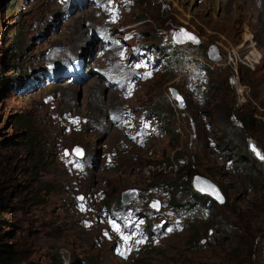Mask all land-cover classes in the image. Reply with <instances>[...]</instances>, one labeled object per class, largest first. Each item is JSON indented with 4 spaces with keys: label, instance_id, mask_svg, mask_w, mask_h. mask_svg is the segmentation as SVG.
<instances>
[{
    "label": "rangeland",
    "instance_id": "1",
    "mask_svg": "<svg viewBox=\"0 0 264 264\" xmlns=\"http://www.w3.org/2000/svg\"><path fill=\"white\" fill-rule=\"evenodd\" d=\"M217 1L0 0V238L23 256L16 264H264V166L246 153L251 138L264 155V26L242 0ZM181 26L199 42L174 43ZM106 27L117 46L98 48L92 30ZM91 37L85 81L47 86L68 59L58 55L81 53ZM139 47L150 63L133 61ZM120 60L141 74L132 93L98 73H128ZM74 144L84 156L64 157ZM234 151L244 163L228 160ZM197 175L222 203L184 208Z\"/></svg>",
    "mask_w": 264,
    "mask_h": 264
},
{
    "label": "water",
    "instance_id": "2",
    "mask_svg": "<svg viewBox=\"0 0 264 264\" xmlns=\"http://www.w3.org/2000/svg\"><path fill=\"white\" fill-rule=\"evenodd\" d=\"M187 35V36H186ZM173 40L177 43H182L186 41H191L194 43H198L199 39L196 34L186 30L184 27H181L179 30H176L173 32ZM209 54L210 58L212 60H218L221 58V55L218 53L217 48L214 46L210 47V49L207 51ZM171 95L174 97V99L177 101L178 106L184 107L185 104V99L182 96V94L176 89V88H171ZM79 150V151H77ZM255 155L259 158L262 159V155L259 153V151L255 148ZM64 156L68 157L70 155L75 156L76 158H81L84 156L85 150L83 146L74 144L72 146H66L63 149ZM259 153V154H258ZM264 165V163H263ZM193 186L194 188L202 194H206L213 198L216 202L222 203L224 201V196L219 188V186L211 181L210 179L203 177L201 175H197L194 180H193ZM154 186L150 188L152 190ZM137 189L132 188V189H126L122 193V200L125 201V203L129 202L132 198H134L137 195ZM77 197H83L82 194H78ZM81 200V199H79ZM151 207L155 209L160 208V201L159 199L155 198L150 201Z\"/></svg>",
    "mask_w": 264,
    "mask_h": 264
},
{
    "label": "trees",
    "instance_id": "3",
    "mask_svg": "<svg viewBox=\"0 0 264 264\" xmlns=\"http://www.w3.org/2000/svg\"><path fill=\"white\" fill-rule=\"evenodd\" d=\"M18 49L20 51V50H22V47H19ZM29 126H30V124H29ZM30 131L32 132V130H30ZM34 137H35L34 135L33 136L29 135L27 137L28 142L31 143L30 146H28V148H29L28 153H32V149L34 147H35V149H38L35 142L32 141V139ZM39 143H40V141H39ZM27 145H28V143H27ZM39 146H40L39 147V152H40L41 145H39ZM39 152H37V153H39ZM189 188H190V186H189ZM191 192L194 194V197L196 199V202H197L196 205H198V206L200 205L203 208H205L207 202H208V204L214 205L215 200L213 198H211L210 196L199 193V192H195L192 190L190 191V193ZM196 202L190 201V202H187L188 204H183V205L186 207V209H191L193 207L192 204L196 203ZM173 205L175 206V203ZM1 219L2 218H0V220ZM149 222L152 224V221H149ZM151 224H147V226H146L147 231H145V234L148 233L150 235V232L154 231V228H152ZM195 233L196 232H194L193 234H195ZM193 240H195V238H193ZM239 245L240 244H238V242L237 243L235 242L234 245L232 243L233 247H231V248H233V250L238 253L240 251ZM21 260H23V256L19 255V252L17 251V249L14 248V246L11 243L3 242L0 238V264H16L17 261H21Z\"/></svg>",
    "mask_w": 264,
    "mask_h": 264
},
{
    "label": "bare ground",
    "instance_id": "4",
    "mask_svg": "<svg viewBox=\"0 0 264 264\" xmlns=\"http://www.w3.org/2000/svg\"><path fill=\"white\" fill-rule=\"evenodd\" d=\"M81 1H83V0H66V2L69 4V7L71 6V2L73 3V4H77L78 2H81ZM94 1H99L100 3H104L105 1H111V0H87V2H89V5H91L92 4V2H94ZM193 1V0H192ZM199 1H201V0H199ZM202 1H204V0H202ZM208 1V0H207ZM244 0H242L241 2H240V4L242 5V8L240 9V10H242L243 11V15L246 17L247 15H249V14H252L254 17H256L257 19H258V21H259V24H260V22H261V24H262V26H264V6H263V0H259V6L260 7H258V9L256 10H253V12H251L248 8H247V6H246V3H244L243 2ZM257 1V3H258V0H256ZM215 3V2H214ZM219 3V0L217 1V3H216V5ZM249 5L251 4V3H248ZM219 5V4H218ZM59 6V5H58ZM83 6V5H82ZM88 7V6H87ZM237 11H238V9H235V10H233V12H232V17L235 19V20H238V19H240V16H239V14L237 13ZM84 12H88V11H84ZM89 14V13H88ZM69 19V18H68ZM240 25H236V27H239ZM262 29V28H261ZM263 34V33H262ZM89 36V35H88ZM187 36V35H186ZM262 41H263V39H262ZM99 44H98V46L99 45H102V41L99 39ZM94 44V41H93V37H91L90 38V41H86L85 43H83L82 45H80L79 47H80V49L79 50H81V48L83 47V46H85L86 45V47L84 48L83 47V50H82V52L81 53H83V55L86 53V56H88V54H87V49H89V50H91V48H89V45H93ZM109 44H113V43H109ZM62 49H65V48H63V47H61ZM79 53H77V52H74V56H76V55H78ZM60 57H62V58H68L67 59V61L68 60H73V57L72 56H70V57H68L67 55H65L64 53H63V51L61 52V55L59 54L58 55V59L60 60L61 58ZM97 59V57L96 58H93V61H92V63H94L95 61L94 60H96ZM87 60V59H86ZM88 61V60H87ZM69 63H72V61L71 62H69ZM89 63H91V62H88V64ZM90 65V64H89ZM84 71V70H83ZM104 77H105V79H106V82H108L109 83V80H108V78L105 76V75H103ZM85 79H86V76L85 77H83V80L85 81ZM126 82V81H125ZM68 83V82H67ZM89 83V82H88ZM50 84H55L54 82H51V81H48L47 82V86H49ZM68 84H70V83H68ZM110 84V83H109ZM96 85V84H95ZM90 86H92V88H95V89H97L98 87H97V85L96 86H94V84H91ZM59 87H61V86H59ZM94 90V89H93ZM111 91V90H110ZM111 92H113V93H115L116 94V92L115 91H111ZM98 123V122H97ZM100 125V124H99Z\"/></svg>",
    "mask_w": 264,
    "mask_h": 264
},
{
    "label": "flooded vegetation",
    "instance_id": "5",
    "mask_svg": "<svg viewBox=\"0 0 264 264\" xmlns=\"http://www.w3.org/2000/svg\"><path fill=\"white\" fill-rule=\"evenodd\" d=\"M186 102V101H185ZM217 147L219 148V144H217ZM253 148H257L252 142H251V138L249 139V145H248V150H247V155H250L251 157L250 158H256L257 160H260L258 159L256 156H255V152L253 150ZM226 152H232L233 151V148L229 145H226ZM262 156H264L262 154ZM245 155L242 154V153H238V152H235L233 153V158L229 157L228 160H231L233 159V161L237 162V163H244V160H245ZM262 163L264 161V158L262 160H260ZM140 193V192H139Z\"/></svg>",
    "mask_w": 264,
    "mask_h": 264
},
{
    "label": "snow or ice",
    "instance_id": "6",
    "mask_svg": "<svg viewBox=\"0 0 264 264\" xmlns=\"http://www.w3.org/2000/svg\"><path fill=\"white\" fill-rule=\"evenodd\" d=\"M77 151H79V150H77ZM261 158H264V156H262ZM78 199H84V197H79ZM113 227L118 230V226L116 224H113Z\"/></svg>",
    "mask_w": 264,
    "mask_h": 264
},
{
    "label": "built area",
    "instance_id": "7",
    "mask_svg": "<svg viewBox=\"0 0 264 264\" xmlns=\"http://www.w3.org/2000/svg\"><path fill=\"white\" fill-rule=\"evenodd\" d=\"M263 119H264V116H263Z\"/></svg>",
    "mask_w": 264,
    "mask_h": 264
}]
</instances>
